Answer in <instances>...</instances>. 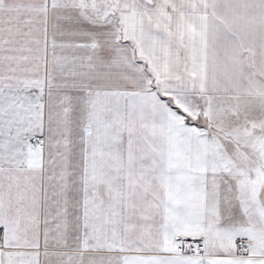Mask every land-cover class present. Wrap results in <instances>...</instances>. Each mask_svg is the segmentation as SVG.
<instances>
[{
  "label": "snow or ice",
  "instance_id": "1",
  "mask_svg": "<svg viewBox=\"0 0 264 264\" xmlns=\"http://www.w3.org/2000/svg\"><path fill=\"white\" fill-rule=\"evenodd\" d=\"M0 264H264V0H0Z\"/></svg>",
  "mask_w": 264,
  "mask_h": 264
}]
</instances>
